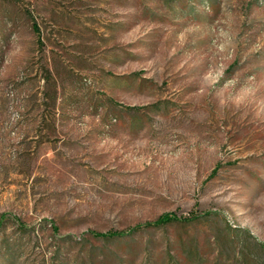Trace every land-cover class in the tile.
Segmentation results:
<instances>
[{"label": "rangeland", "instance_id": "374dc122", "mask_svg": "<svg viewBox=\"0 0 264 264\" xmlns=\"http://www.w3.org/2000/svg\"><path fill=\"white\" fill-rule=\"evenodd\" d=\"M0 264H264V0H0Z\"/></svg>", "mask_w": 264, "mask_h": 264}, {"label": "trees", "instance_id": "16d2710c", "mask_svg": "<svg viewBox=\"0 0 264 264\" xmlns=\"http://www.w3.org/2000/svg\"><path fill=\"white\" fill-rule=\"evenodd\" d=\"M33 25H34L35 30H39L37 22H33ZM37 33L39 34V32H37ZM193 217L196 218L197 216H193ZM180 220H182V218H180L179 216H177L173 213H164V214L160 215L154 221H148L146 223L138 224V225L132 227V229L128 232L111 230L109 232H92V235L94 237L101 238V239H109V238H113V237L125 236L127 234L132 235V234H134V233H136V232H138L144 228L164 227L166 225L173 224V223L178 222Z\"/></svg>", "mask_w": 264, "mask_h": 264}]
</instances>
